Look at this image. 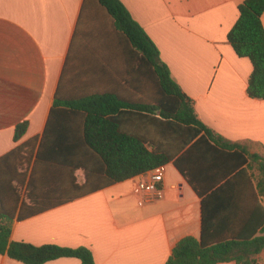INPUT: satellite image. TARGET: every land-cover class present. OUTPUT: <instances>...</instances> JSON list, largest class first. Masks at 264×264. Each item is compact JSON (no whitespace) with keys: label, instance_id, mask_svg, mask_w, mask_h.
<instances>
[{"label":"crops","instance_id":"crops-1","mask_svg":"<svg viewBox=\"0 0 264 264\" xmlns=\"http://www.w3.org/2000/svg\"><path fill=\"white\" fill-rule=\"evenodd\" d=\"M120 1L157 46L198 118L226 140L264 156V99L247 95L251 62L227 41L242 0ZM261 19L264 25V12ZM130 53L96 0H0V157L41 137L56 95L64 101L114 92L140 102V94L125 81L137 79ZM24 120L26 131L14 141V128ZM223 157L229 161L230 156ZM146 173L15 219L9 239L86 246L95 264H164L180 238L199 237L201 196L169 161L162 198L139 204L133 184ZM75 175L83 180L81 169ZM243 191L237 185L226 193ZM258 220L259 212L247 207L235 208L215 223L221 234L239 235L252 232ZM257 258L264 264V250ZM0 264L24 263L0 253ZM42 264L82 263L59 257Z\"/></svg>","mask_w":264,"mask_h":264},{"label":"trees","instance_id":"trees-1","mask_svg":"<svg viewBox=\"0 0 264 264\" xmlns=\"http://www.w3.org/2000/svg\"><path fill=\"white\" fill-rule=\"evenodd\" d=\"M96 1L111 18L121 43L130 49L132 76L137 79L125 81L141 101L124 100L114 92L64 101L56 95L41 137L19 143L0 157V253L24 264L59 257L95 264L86 246L10 241L13 221L173 161L201 196L202 226L199 237L180 238L164 264H259L257 257L264 250V156L207 127L155 43L124 4ZM238 11L227 41L238 56L251 62L247 95L264 99V0H242ZM27 125L24 120L15 126L14 141ZM78 169L82 181L75 175ZM237 185L244 190L241 194L226 193ZM247 207L259 212L257 228L239 235L218 232L219 216Z\"/></svg>","mask_w":264,"mask_h":264},{"label":"built area","instance_id":"built-area-1","mask_svg":"<svg viewBox=\"0 0 264 264\" xmlns=\"http://www.w3.org/2000/svg\"><path fill=\"white\" fill-rule=\"evenodd\" d=\"M163 170L164 165H159L148 171L144 178L134 181L133 192L138 196L139 204L162 198Z\"/></svg>","mask_w":264,"mask_h":264},{"label":"rangeland","instance_id":"rangeland-1","mask_svg":"<svg viewBox=\"0 0 264 264\" xmlns=\"http://www.w3.org/2000/svg\"><path fill=\"white\" fill-rule=\"evenodd\" d=\"M77 176H78V178L81 180L82 179V175H81V173L80 172H77ZM22 196L24 197V194L22 193Z\"/></svg>","mask_w":264,"mask_h":264}]
</instances>
